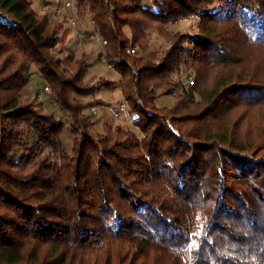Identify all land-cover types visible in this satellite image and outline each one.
<instances>
[{
    "label": "trees",
    "instance_id": "16d2710c",
    "mask_svg": "<svg viewBox=\"0 0 264 264\" xmlns=\"http://www.w3.org/2000/svg\"><path fill=\"white\" fill-rule=\"evenodd\" d=\"M74 1L139 133L93 129L82 97L113 83L85 79L65 18L0 0V264H264V0ZM33 65L53 110L24 99Z\"/></svg>",
    "mask_w": 264,
    "mask_h": 264
},
{
    "label": "rangeland",
    "instance_id": "374dc122",
    "mask_svg": "<svg viewBox=\"0 0 264 264\" xmlns=\"http://www.w3.org/2000/svg\"><path fill=\"white\" fill-rule=\"evenodd\" d=\"M60 2L62 0H42V3L45 2ZM71 5L68 9H66L64 12L60 14H55L51 11H47L46 13L50 12V16L52 18H59L64 19L65 21L62 25V29L60 30V34L63 39V44L65 48H73L75 49V52L77 56H80L82 52H88L90 53L89 56V67L88 72L86 73L85 79L89 82H94L100 77L101 80L104 79V81L107 82L108 78H112L120 74L113 69L112 66H109V63L106 62L105 57H103V50L105 49V46L101 43V38L98 34H96L93 30V24L90 20V12L89 10L84 7H76V3L74 0H70ZM154 0H143V4H147L149 6H153ZM34 7L36 10L40 13H43L40 11V9L37 8V5L35 4ZM75 17L79 22L78 26L75 29V34H73L70 37H66V33L68 32V17ZM197 18L194 16L181 18L178 21H176L173 24L169 25V29L171 31L176 30H189L191 32H196L197 29ZM88 33H94L95 38L92 40L87 39ZM151 48H159L164 49L167 46V42L162 39L159 35L152 33L150 35ZM104 47V48H103ZM58 49V48H57ZM66 53L63 55L65 56ZM139 55L142 54V52L138 53ZM116 72V73H115ZM37 69L35 65L31 68L30 73V80L27 83V94L24 96V99L27 102H33L34 104L41 106V108L46 111L53 110L52 109V102L50 94L52 92L51 86L47 82L41 83V77L37 75ZM118 74V75H116ZM216 75V72L213 70L211 73V77H209L205 82L204 86L207 88H211L214 84V77ZM180 76L183 78L185 82L192 79V72L187 70L184 66L180 71ZM110 80V79H109ZM110 82V81H109ZM45 85H48L50 90H46L44 87ZM42 87L44 90H42ZM121 88L119 86V81L113 83V86L111 88H100L91 96L82 97V100L84 102H87L90 106L96 105L97 107V114L93 120V129L97 131H102V122H110L113 125L114 124H121L124 127H131L134 129L137 133H139L138 128H136L129 116V111L125 106H122V95H121ZM99 100H102L104 103L99 102ZM119 102L120 111L117 112L116 106ZM173 102V96L169 95H161L157 98V105L158 106H170ZM110 105V106H109ZM45 111V110H44ZM88 114L90 112V107H88L85 110ZM259 118L264 117V109H261L258 111ZM61 142L66 146L69 147L71 141H72V134L70 129L67 127L63 132L61 133ZM201 225V220L197 216L194 219L193 222V229H196Z\"/></svg>",
    "mask_w": 264,
    "mask_h": 264
},
{
    "label": "built area",
    "instance_id": "2783aa9c",
    "mask_svg": "<svg viewBox=\"0 0 264 264\" xmlns=\"http://www.w3.org/2000/svg\"><path fill=\"white\" fill-rule=\"evenodd\" d=\"M151 1V0H150ZM71 5V1L70 0H62L60 2H45V3H42L40 5V11L43 12V13H46L47 11H52L53 13L55 14H60L62 12H64L66 9L69 8V6ZM78 20L75 18V17H68V32L66 33V37H70L72 36L73 34H75V29L77 28L78 26ZM95 35L94 33H88L87 34V39L88 40H92L95 38ZM101 43L103 46H106V43L107 41L105 39H101ZM60 40L55 44V47H58L60 45ZM137 47H134V49H136ZM133 49V50H134ZM103 57H105V50L103 51ZM110 66V64H109ZM46 90H50L49 86L48 85H45L44 87ZM125 105V101L122 100V106L124 107ZM90 110H91V113L93 114H96L97 113V107L95 105L91 106L90 107Z\"/></svg>",
    "mask_w": 264,
    "mask_h": 264
},
{
    "label": "crops",
    "instance_id": "0c3cea01",
    "mask_svg": "<svg viewBox=\"0 0 264 264\" xmlns=\"http://www.w3.org/2000/svg\"><path fill=\"white\" fill-rule=\"evenodd\" d=\"M41 1L42 0H33V3H32V5H33V7H34V5L36 4L37 5V8L38 9H40V5H41ZM35 8V7H34ZM36 9V8H35ZM91 23H92V21H91ZM63 40V39H62ZM104 48V47H103ZM105 50V49H104ZM103 50V51H104ZM116 73V72H115ZM116 75H118V74H116ZM110 79V80H109ZM119 75H118V77L117 76H115V77H113V79L112 78H108L107 79V82H112V83H114V82H116L117 80L119 81ZM122 95V94H121ZM110 106V105H109Z\"/></svg>",
    "mask_w": 264,
    "mask_h": 264
}]
</instances>
